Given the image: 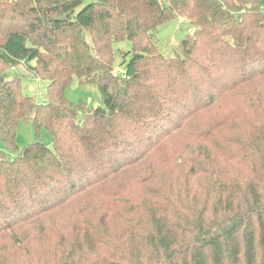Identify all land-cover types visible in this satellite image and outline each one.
Instances as JSON below:
<instances>
[{
	"label": "trees",
	"instance_id": "trees-1",
	"mask_svg": "<svg viewBox=\"0 0 264 264\" xmlns=\"http://www.w3.org/2000/svg\"><path fill=\"white\" fill-rule=\"evenodd\" d=\"M82 4L0 0V264L52 239L26 264H264L260 0ZM181 18L193 34L166 57L157 33ZM22 63L49 82L44 103L6 79ZM74 79L99 106L66 97ZM70 204L71 231L52 220L21 248L23 225Z\"/></svg>",
	"mask_w": 264,
	"mask_h": 264
},
{
	"label": "rangeland",
	"instance_id": "rangeland-1",
	"mask_svg": "<svg viewBox=\"0 0 264 264\" xmlns=\"http://www.w3.org/2000/svg\"><path fill=\"white\" fill-rule=\"evenodd\" d=\"M93 0H83L82 6L79 8L85 7L87 4L91 3ZM261 5L264 7V0H260ZM182 21L183 23H180ZM193 34V28L189 24V22L181 18L179 20L170 21L166 24H164L162 27L159 28V31L157 33V43L160 52L169 58H175L177 55H179V46L181 42L187 37ZM131 48V44L126 41L123 43H120L116 46V49H123L125 51H129ZM121 59L120 57L116 58V65L115 69L116 72H123V67H121ZM35 63H29L28 66H33ZM27 64H19L18 66L14 68H8L5 70V77L7 80H14L16 78L21 79V87L23 92L31 97H34L37 101V103L42 104L44 103L47 95V87L49 85V82L37 78L30 70ZM65 95L66 97L75 104H82L87 109H93L100 105V93L99 89L94 86H88L85 84H81L78 79H74L73 82L67 86L65 89ZM41 139L47 144L51 145V138L48 132L43 129L41 131ZM36 140V133L34 131V128L31 124L28 125H21L17 132V144L20 146V148H24L30 143L34 142ZM0 150L6 152L7 157L11 158L12 155L6 150V147L2 144H0ZM68 205V207H64L57 212L52 214V217L46 216L45 219H43V223L40 225L38 222L33 223L30 225H23L17 232L18 234H21V237L18 241L22 242L21 248H23L25 243V237L30 235H35L37 232V228H40L41 226H45L48 223H50L52 220L56 221L55 228L57 231L60 230V232H65L64 230L71 231L72 225L67 220L68 215L72 213L74 210H79L80 207L78 205ZM40 220V219H39ZM31 237V236H30ZM29 237V238H30ZM57 239H52L51 243L49 245L39 244L37 242L30 243L28 245V251H21L19 250L17 253L13 254L12 260L18 258V264H26L29 262V259L27 258L28 252L36 253L38 250L43 249L44 247L54 246L57 242ZM25 248V247H24ZM52 248V247H51ZM48 249V248H47ZM54 250V249H52ZM39 252V251H38ZM10 259V257H8ZM21 261V263H19ZM9 264H11V259Z\"/></svg>",
	"mask_w": 264,
	"mask_h": 264
},
{
	"label": "built area",
	"instance_id": "built-area-1",
	"mask_svg": "<svg viewBox=\"0 0 264 264\" xmlns=\"http://www.w3.org/2000/svg\"><path fill=\"white\" fill-rule=\"evenodd\" d=\"M180 23H183L182 21H180ZM125 77V76H124Z\"/></svg>",
	"mask_w": 264,
	"mask_h": 264
}]
</instances>
